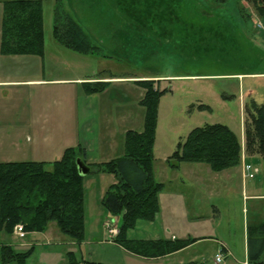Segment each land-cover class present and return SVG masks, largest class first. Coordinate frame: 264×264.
<instances>
[{
    "label": "rangeland",
    "instance_id": "obj_1",
    "mask_svg": "<svg viewBox=\"0 0 264 264\" xmlns=\"http://www.w3.org/2000/svg\"><path fill=\"white\" fill-rule=\"evenodd\" d=\"M4 1L0 0V41ZM42 1L49 56L54 43L60 44L53 35L54 9L59 1L101 48L100 54L69 50L84 59L83 64L85 60L90 64L85 70L94 67L101 72L102 78L125 75L132 80L109 84L100 96V120L109 115L105 107L115 112L124 105V113L133 120L132 126L128 123L129 128L138 130L140 125L137 122L142 123L145 114L144 107L139 104L145 88L137 80H154L156 87L168 89L158 104L154 148L155 177L165 183L159 197L160 204L165 208L167 202L180 193L182 198H189L195 212L206 216L194 219L196 228L213 236L197 245L203 253L200 262L213 264L217 248H222L214 240L216 237L233 251V257L226 260L228 264L243 262L246 257L247 225L259 226L264 223V196H258L264 195L262 156L248 155L244 150L246 161L260 168L253 179L244 178L243 164L242 169L237 166L229 170L233 174L231 179H227V173L230 174L228 170L216 172L203 162H184L181 169H173L167 158L193 128L206 123L227 124L244 145L245 104L252 98L264 103V21L253 5L245 0H227L225 3L212 0ZM36 68L37 65L31 70L39 72L38 76H41V67L40 71ZM71 71L63 62L53 65L51 62L46 68L47 74L53 76H67ZM61 89V85L50 89L37 88L36 104L51 105L53 119L62 118L64 98L60 95ZM26 95L19 93L21 102H26ZM199 104L209 107L199 109ZM111 115L110 118H114V114ZM122 139L124 141L125 135ZM57 150L51 157H46L48 161L60 158V155H56ZM119 154L113 152L110 158ZM13 160L31 158L17 157ZM200 165L208 169L207 175L198 177L193 172L195 166ZM208 174L213 181L210 185L204 182ZM114 177L102 172H93L84 177L85 240L81 244H70L72 238L62 233L55 222H51L47 228L51 239L35 235L17 239L22 243L40 242L28 264H47L48 260L64 264L61 257L66 251L74 252L81 262L89 259L110 264H159L127 254L117 243L107 240L104 221H121V216L111 214L102 203ZM252 195L258 197L253 198ZM216 207L218 211L214 212ZM140 222L139 228L130 231L131 237H168L176 230V227H166L165 233H157L160 229L158 218L153 223ZM188 254L185 252L184 256L188 257Z\"/></svg>",
    "mask_w": 264,
    "mask_h": 264
},
{
    "label": "trees",
    "instance_id": "obj_2",
    "mask_svg": "<svg viewBox=\"0 0 264 264\" xmlns=\"http://www.w3.org/2000/svg\"><path fill=\"white\" fill-rule=\"evenodd\" d=\"M225 3L227 0H212ZM252 4L264 21V0H245ZM53 35L55 40L78 53H101L83 26L57 1L54 9ZM0 52L3 55L45 54V18L42 0H5L1 22ZM145 88L139 104L144 107L142 130L125 132L124 152L108 161L89 163L86 150L79 144L67 147L54 161L22 160L0 162V227L12 234L22 223L27 232H44L51 222L70 236L72 242L85 240L84 177L79 173L77 159L81 158L90 173L102 172L115 176L102 199L113 215L121 216L118 233L113 241L129 253L156 258L188 244L185 239L130 238L128 231L138 221H153L160 211V193L165 183L155 177V143L158 122V104L168 90L155 86L150 79L137 80ZM109 81L85 83L88 92H102ZM223 97L228 98L226 95ZM199 109L208 108L199 104ZM244 145L227 124L206 123L193 128L177 149L167 158L169 166L178 169L182 163H207L220 172L241 164L245 152L258 154L264 160V103L250 99L245 104ZM50 166V167H49ZM89 173V174H90ZM248 252L252 262L264 264V223L248 225ZM2 264H25L34 246L16 252L12 245L0 247ZM110 264L99 261H79L69 252L68 264Z\"/></svg>",
    "mask_w": 264,
    "mask_h": 264
},
{
    "label": "crops",
    "instance_id": "obj_3",
    "mask_svg": "<svg viewBox=\"0 0 264 264\" xmlns=\"http://www.w3.org/2000/svg\"><path fill=\"white\" fill-rule=\"evenodd\" d=\"M55 44L56 43H54L53 50L50 53L51 56H49L45 32V54L43 57L37 55H3L0 52V162L18 161L13 160L17 157L48 161L46 157H51L52 153L57 149L58 154L56 155L62 156L67 147L77 146L79 144L86 150V161L89 163L108 161L112 159L110 157L113 152L118 154L121 153L119 155H122L124 152V141L122 137L128 129H134L129 128L133 125V120H131L129 115L124 113L125 109L123 108V104V106L115 112H111L109 108L105 107V111H107L109 115H105L104 120H100V118H102L100 115L102 107L100 96L107 90L109 84L132 81L131 78H127L125 75L119 76L118 78H109L110 76L102 78L101 72L96 71L94 67L85 70L90 64H88L86 60L84 61L85 64H83L82 60L84 59H80L78 57L79 55L69 51L71 50L70 48ZM86 57L89 58L88 55ZM48 61H50V64L52 62V65L54 63L63 62V64L67 66V70L72 69V73L67 76H56L55 74V76H53V74H47L46 68L50 66V64L48 65ZM35 65L38 66V68H36L38 71H40L41 67V76H38L39 72L36 73L35 70H31ZM96 81H109V83L102 92H88L85 83H95ZM58 85L63 86V89L60 90V92H62L60 95L64 98L62 101V118L60 119L58 117L53 119L51 105L43 106L42 103H40L38 106L36 104V93L38 87L50 89ZM20 92L27 94L25 103L21 102V98L18 97ZM107 106L109 107V103ZM111 114H114V118H110V116H112ZM123 121H126V124H123ZM128 123H130L131 126H128ZM137 125H140L138 130L143 129L144 117L143 122L141 123L139 121ZM244 161H246V156L243 154L241 164H243ZM241 164L238 165L240 168L242 167ZM181 166L178 169H181ZM207 170L206 167L200 165L195 166L193 172L197 174L198 177H202L201 174L207 175ZM227 170L230 172V174L227 173V179H231L233 172L229 170H232V168L226 169V171ZM206 178L207 179L204 180L205 184H212L211 175L208 174ZM217 179L218 177L215 181ZM113 183H116L115 177L111 184ZM180 195L182 194H175L169 202H167L165 208L160 204V211L156 216L159 220V227L162 230V232H160L159 229L157 233H165L166 227H176L173 234L168 237L157 236L144 239H185L188 241L186 246L163 256L146 258L129 253L120 245H117L127 254L148 261H156L159 264H204L202 261L200 262L203 253L197 248V245L209 240L211 237L213 238V236L201 232L200 228L194 226V219L204 218L206 216L195 212L189 198H182ZM258 196L252 195L251 197L255 198ZM213 211L217 212V207L214 208ZM208 217H210V215H208ZM155 220L148 221V223H153ZM106 221L107 220L104 221V227ZM140 226L141 222L138 221L136 227L128 231V236L130 238H142L130 236V231ZM5 233L6 232L0 227V247L4 244H9L12 245L16 252H21L19 249L28 250L31 246H34L33 253L26 259L25 264H28V260L37 250V246L40 245L39 241L42 240L35 239V241L39 243H22L21 241H17L20 237L14 230L12 234L6 233L10 238L6 237ZM38 234H42L43 236ZM31 235L41 236L43 237L42 239L52 238L51 235L47 233V230L44 232H27V236ZM214 240L219 246H222L221 250H223L225 254L224 260L221 263L228 264L226 260L233 257V251L227 245L221 243L219 238L216 237ZM245 242V260L236 263L263 264L252 262L249 259L248 225ZM70 244L75 243L71 241ZM217 250L216 253L219 251ZM185 252H189L188 257L184 256ZM82 257L81 255V259H83ZM61 259L64 261V264H68L69 251L62 254ZM48 261L47 264H56L55 261ZM221 263H217L216 259L213 261V264ZM0 264H2L1 253Z\"/></svg>",
    "mask_w": 264,
    "mask_h": 264
},
{
    "label": "built area",
    "instance_id": "obj_4",
    "mask_svg": "<svg viewBox=\"0 0 264 264\" xmlns=\"http://www.w3.org/2000/svg\"><path fill=\"white\" fill-rule=\"evenodd\" d=\"M243 172H244L243 176L245 179H253L259 174L260 168L255 166L252 163L244 161L243 162ZM118 224H119L118 219L110 220V221L107 220L105 222V228L107 230V236H108L107 240L113 241L114 237L118 233ZM14 231L21 238H25L27 235V231L25 230L24 225L22 223L17 224L14 227ZM215 259L217 263H221L224 260L223 250H219L216 253Z\"/></svg>",
    "mask_w": 264,
    "mask_h": 264
},
{
    "label": "water",
    "instance_id": "obj_5",
    "mask_svg": "<svg viewBox=\"0 0 264 264\" xmlns=\"http://www.w3.org/2000/svg\"><path fill=\"white\" fill-rule=\"evenodd\" d=\"M77 164H78L79 173L82 176H86L87 174L90 173V167L81 158L77 159Z\"/></svg>",
    "mask_w": 264,
    "mask_h": 264
}]
</instances>
